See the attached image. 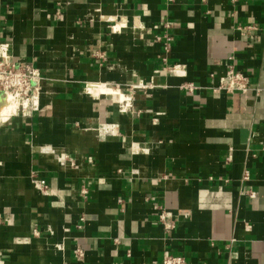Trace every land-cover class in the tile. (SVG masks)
Listing matches in <instances>:
<instances>
[{
	"label": "crops",
	"instance_id": "1",
	"mask_svg": "<svg viewBox=\"0 0 264 264\" xmlns=\"http://www.w3.org/2000/svg\"><path fill=\"white\" fill-rule=\"evenodd\" d=\"M2 44L42 81L0 118V264H264V0H0ZM231 57L258 95L213 91Z\"/></svg>",
	"mask_w": 264,
	"mask_h": 264
},
{
	"label": "built area",
	"instance_id": "2",
	"mask_svg": "<svg viewBox=\"0 0 264 264\" xmlns=\"http://www.w3.org/2000/svg\"><path fill=\"white\" fill-rule=\"evenodd\" d=\"M163 26L165 29L170 27L168 23H165ZM133 29L141 30V27L138 24H134ZM236 30L241 37L246 39L248 47H252L259 43L256 26H238ZM154 41L161 43L165 51L168 52L170 48V38L168 36L164 35V37H156ZM228 60L231 63L228 64L224 75L219 78L218 84L213 91L215 93H225L227 95H233L236 93L244 95L249 92L258 95L260 93L259 88L250 84L247 75L235 71L232 63L234 59L232 57ZM41 81V74L32 66V64L14 60L10 55L9 44L0 45V97H9L16 102V108L8 116L18 115L23 118H30L39 111ZM90 86L92 85H88L85 91H87ZM134 87L135 89L147 90L151 85L150 83H139ZM181 89L191 93L195 90V87L192 84H184L181 86ZM129 102L130 98L121 101L120 105L122 111H125L129 106ZM115 128V125H107L102 127L101 131L105 135H113L115 133ZM47 153L53 154L51 150ZM56 162L61 167L68 165L73 166L71 160L66 156L62 158L56 157ZM242 180H248L247 173H244ZM31 181L35 186L41 189H46L45 182L38 176H33ZM249 197L254 198V195L251 193ZM155 209L158 211L157 217L159 222L164 225L167 231L170 230L172 226L169 221V213L157 207ZM33 234L36 235V232L33 231ZM74 253L79 256L81 255L79 250ZM161 264H186V261L182 256L166 255L162 258Z\"/></svg>",
	"mask_w": 264,
	"mask_h": 264
},
{
	"label": "bare ground",
	"instance_id": "3",
	"mask_svg": "<svg viewBox=\"0 0 264 264\" xmlns=\"http://www.w3.org/2000/svg\"><path fill=\"white\" fill-rule=\"evenodd\" d=\"M16 108V102L5 96L0 97V118L5 119Z\"/></svg>",
	"mask_w": 264,
	"mask_h": 264
}]
</instances>
